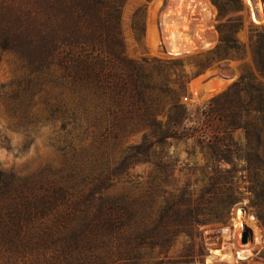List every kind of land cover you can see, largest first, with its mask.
I'll list each match as a JSON object with an SVG mask.
<instances>
[{"label":"trees","instance_id":"16d2710c","mask_svg":"<svg viewBox=\"0 0 264 264\" xmlns=\"http://www.w3.org/2000/svg\"><path fill=\"white\" fill-rule=\"evenodd\" d=\"M212 1L220 13L228 3L239 6ZM122 2L0 0V56L12 54L21 72L0 111L26 133L49 126L60 154L57 166L25 175L0 170V264H205L199 228L225 223L237 200L234 186L216 179L199 191L186 183L168 190L175 169L169 157L152 162L157 174L146 183L109 191L134 163L150 161L151 149L166 138L192 139L218 155L217 131L206 136L202 126L182 124L189 116L178 102L181 86L167 83L159 68H145L148 59L123 55ZM105 54L118 68L105 65ZM217 100L200 116L215 118ZM165 107L162 129L155 117ZM127 127L146 131L116 160L110 139ZM256 208L264 225V210ZM181 235L189 243L177 259L169 257Z\"/></svg>","mask_w":264,"mask_h":264},{"label":"rangeland","instance_id":"374dc122","mask_svg":"<svg viewBox=\"0 0 264 264\" xmlns=\"http://www.w3.org/2000/svg\"><path fill=\"white\" fill-rule=\"evenodd\" d=\"M119 28L128 60L148 59L145 68H159L167 83L183 89L178 102L189 119L182 124L200 125L206 136L218 132V155L210 157L205 144L192 139L166 138L151 149L150 161L134 163L109 191L131 189L135 181L146 183L157 174L152 162L166 157L175 168L168 190L174 183L199 191L211 179L228 182L236 189L237 200L225 223L200 226L206 242L202 260L205 264H264V225L256 208L264 210L260 187L264 184V0H239L238 7L228 3L222 13L212 0H123ZM105 65L118 68L107 54ZM19 68L12 54L0 56V103L8 85L21 75ZM214 97L218 99L216 117L200 116L201 110L209 112L208 103ZM155 118L165 129L167 107ZM233 122L239 127H233ZM145 131L127 127L116 140L110 139L115 159H122L129 147L140 143ZM53 136L49 126L23 132L0 111V170L25 175L48 164L57 166L60 154ZM84 141L89 143L91 134ZM216 167L220 173L213 175ZM188 243V237L179 236L167 255L177 259ZM245 246L249 249L245 258H231Z\"/></svg>","mask_w":264,"mask_h":264},{"label":"bare ground","instance_id":"6f19581e","mask_svg":"<svg viewBox=\"0 0 264 264\" xmlns=\"http://www.w3.org/2000/svg\"><path fill=\"white\" fill-rule=\"evenodd\" d=\"M239 213V215L238 216H240V212H238ZM244 214V213H243ZM242 219V218H241ZM244 219V218H243ZM234 222V221H233ZM238 224V223H237ZM227 250V249H226ZM215 254V253H214ZM217 254V253H216ZM215 254V255H216ZM249 254V249L248 248H246V246L245 247H243L242 249H240V250H238V251H236L235 253H233L232 255H231V258L233 257V258H245L247 255ZM218 255V254H217ZM220 256V255H219ZM217 257V256H216ZM225 257V256H224ZM228 258H230V257H228ZM227 258H225V260H226ZM248 259V258H247Z\"/></svg>","mask_w":264,"mask_h":264},{"label":"water","instance_id":"95a60500","mask_svg":"<svg viewBox=\"0 0 264 264\" xmlns=\"http://www.w3.org/2000/svg\"><path fill=\"white\" fill-rule=\"evenodd\" d=\"M242 241H243V242L246 241V239H245V235H244V234L242 235Z\"/></svg>","mask_w":264,"mask_h":264}]
</instances>
